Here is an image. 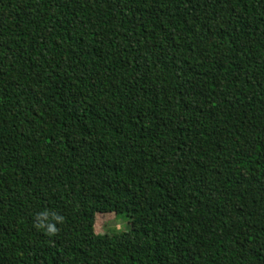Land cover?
Wrapping results in <instances>:
<instances>
[{
	"label": "trees",
	"instance_id": "obj_1",
	"mask_svg": "<svg viewBox=\"0 0 264 264\" xmlns=\"http://www.w3.org/2000/svg\"><path fill=\"white\" fill-rule=\"evenodd\" d=\"M0 264H264V0H0Z\"/></svg>",
	"mask_w": 264,
	"mask_h": 264
},
{
	"label": "rangeland",
	"instance_id": "obj_2",
	"mask_svg": "<svg viewBox=\"0 0 264 264\" xmlns=\"http://www.w3.org/2000/svg\"><path fill=\"white\" fill-rule=\"evenodd\" d=\"M101 216L97 215V222L95 226L96 233L104 236L106 234H112L117 231L128 230L132 228L133 223L126 214L110 213ZM115 214V215H114Z\"/></svg>",
	"mask_w": 264,
	"mask_h": 264
}]
</instances>
